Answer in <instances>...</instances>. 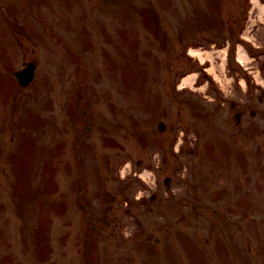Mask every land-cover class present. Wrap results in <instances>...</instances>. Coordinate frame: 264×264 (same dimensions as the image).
Returning a JSON list of instances; mask_svg holds the SVG:
<instances>
[{
  "label": "rangeland",
  "instance_id": "374dc122",
  "mask_svg": "<svg viewBox=\"0 0 264 264\" xmlns=\"http://www.w3.org/2000/svg\"><path fill=\"white\" fill-rule=\"evenodd\" d=\"M26 1L0 0V264H264V0H46L67 47Z\"/></svg>",
  "mask_w": 264,
  "mask_h": 264
},
{
  "label": "water",
  "instance_id": "95a60500",
  "mask_svg": "<svg viewBox=\"0 0 264 264\" xmlns=\"http://www.w3.org/2000/svg\"><path fill=\"white\" fill-rule=\"evenodd\" d=\"M35 64L30 62L28 66L22 70L15 71L16 76L19 78L22 84L28 85L34 77L35 74ZM164 123H160V128L164 129Z\"/></svg>",
  "mask_w": 264,
  "mask_h": 264
},
{
  "label": "bare ground",
  "instance_id": "6f19581e",
  "mask_svg": "<svg viewBox=\"0 0 264 264\" xmlns=\"http://www.w3.org/2000/svg\"><path fill=\"white\" fill-rule=\"evenodd\" d=\"M255 2H256V4L257 3H259V1L258 0H255ZM263 11H264V9H263ZM252 17V16H251ZM191 52L193 53V54H196V55H198L201 59H205V56H204V51H201V49H192L191 50ZM240 58L244 61H246L247 62V60H248V57L246 56V54H245V49H241V52H240ZM244 61V62H245ZM212 71H214V70H212ZM194 76H191V75H189L188 77H186L185 79H184V82L186 83H191L192 84V82L194 81Z\"/></svg>",
  "mask_w": 264,
  "mask_h": 264
},
{
  "label": "flooded vegetation",
  "instance_id": "af4514ba",
  "mask_svg": "<svg viewBox=\"0 0 264 264\" xmlns=\"http://www.w3.org/2000/svg\"><path fill=\"white\" fill-rule=\"evenodd\" d=\"M6 1H9V0H6ZM13 2H15V0H13ZM33 2L36 3L37 1L36 0H33ZM33 2H30L29 3V1H28L26 3V5H27L26 7H28L30 10L35 9L36 11H38L39 6H37V5L35 6ZM13 5L15 6L16 3H13ZM1 14H2V12H1Z\"/></svg>",
  "mask_w": 264,
  "mask_h": 264
},
{
  "label": "trees",
  "instance_id": "16d2710c",
  "mask_svg": "<svg viewBox=\"0 0 264 264\" xmlns=\"http://www.w3.org/2000/svg\"><path fill=\"white\" fill-rule=\"evenodd\" d=\"M149 20H151V19H149ZM148 21V20H147Z\"/></svg>",
  "mask_w": 264,
  "mask_h": 264
}]
</instances>
